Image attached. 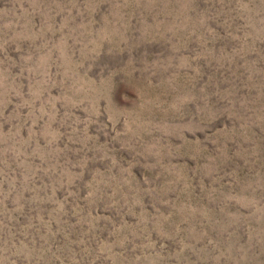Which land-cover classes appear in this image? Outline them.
I'll list each match as a JSON object with an SVG mask.
<instances>
[{"label": "rangeland", "instance_id": "1", "mask_svg": "<svg viewBox=\"0 0 264 264\" xmlns=\"http://www.w3.org/2000/svg\"><path fill=\"white\" fill-rule=\"evenodd\" d=\"M0 264H264V0H0Z\"/></svg>", "mask_w": 264, "mask_h": 264}]
</instances>
